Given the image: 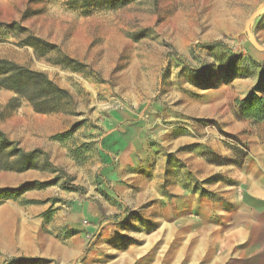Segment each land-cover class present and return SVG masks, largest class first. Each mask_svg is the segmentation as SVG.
Listing matches in <instances>:
<instances>
[{"label": "crops", "instance_id": "1", "mask_svg": "<svg viewBox=\"0 0 264 264\" xmlns=\"http://www.w3.org/2000/svg\"><path fill=\"white\" fill-rule=\"evenodd\" d=\"M42 3L0 0V20ZM197 99L176 104L180 128L161 124L159 103L145 122L130 109L108 112L84 158L68 145L71 136L57 138L69 129L63 113L47 129L43 122L16 132L22 150L39 151L26 170L0 169V188L29 186L0 201V256L37 259L32 264H264V131L245 129L264 123L240 119L237 110L222 118L224 130L250 147L241 164L223 163L214 157L236 149L214 130L205 135L204 122L226 113L219 99L210 111ZM19 121L12 115L6 128ZM45 155L56 170L46 169ZM55 177L56 186L44 185ZM124 211L133 214L127 228L118 221ZM85 231L95 234L91 243Z\"/></svg>", "mask_w": 264, "mask_h": 264}, {"label": "rangeland", "instance_id": "2", "mask_svg": "<svg viewBox=\"0 0 264 264\" xmlns=\"http://www.w3.org/2000/svg\"><path fill=\"white\" fill-rule=\"evenodd\" d=\"M120 1L43 0L18 20H0V59L43 72L68 91L56 95L55 112L40 113L24 96L0 87V130L14 142L0 152V165L14 164L11 150L20 147L16 132L43 122L47 129L56 112L64 114L71 130L68 145L84 158L114 109H130L145 122L159 103L166 119L161 124L180 128L184 121L176 104L181 96L190 107L202 98L208 111L214 98L220 100L226 115L204 125L205 135L214 130L226 147L236 149L230 158L218 157L221 162L241 164L250 154L247 141L224 134L229 122L221 119L236 112V99L264 89V0ZM12 115L23 122L7 129L5 120ZM196 123L189 119L192 131ZM250 127L263 134L262 125H245L246 131ZM29 159L36 162V156ZM44 165L56 170L47 155ZM119 218L127 228L133 214L124 211ZM95 237L86 238L91 243ZM18 258L0 256V264Z\"/></svg>", "mask_w": 264, "mask_h": 264}, {"label": "trees", "instance_id": "3", "mask_svg": "<svg viewBox=\"0 0 264 264\" xmlns=\"http://www.w3.org/2000/svg\"><path fill=\"white\" fill-rule=\"evenodd\" d=\"M75 1V0H73ZM124 0L120 1L123 5ZM0 87L14 90L18 94L27 98L32 102L35 111L40 113L55 112L56 111V95L58 93H68L67 90L60 88L55 84L45 73L40 71L30 70L15 62L0 59ZM237 117L240 119L252 120L255 123H264V89L261 93L251 92L244 98L236 99ZM224 133V132H223ZM71 130L66 131L57 136L58 139L63 140L69 137ZM237 138L233 135L226 134ZM56 139V136H55ZM14 142L8 139L6 133L0 130V152L4 150L6 145H12ZM39 150L26 152L22 148L16 146L11 150V156H15L14 164L0 165V169H15L18 171L26 170L35 162H31L30 156H35ZM217 159L221 161V158ZM55 180L45 182L44 185L54 184ZM29 186H21L16 189L0 188V201L9 198H15L22 193ZM37 259H12L6 264H32Z\"/></svg>", "mask_w": 264, "mask_h": 264}, {"label": "built area", "instance_id": "4", "mask_svg": "<svg viewBox=\"0 0 264 264\" xmlns=\"http://www.w3.org/2000/svg\"><path fill=\"white\" fill-rule=\"evenodd\" d=\"M82 224L84 226H88L89 225V221L87 219H85V220H83ZM84 235H85V237H88V238H91L93 236L92 232H90V231H85Z\"/></svg>", "mask_w": 264, "mask_h": 264}]
</instances>
